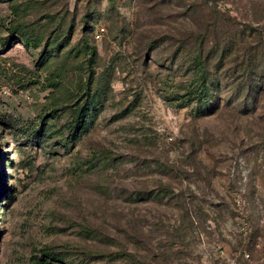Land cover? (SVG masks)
<instances>
[{
    "label": "rangeland",
    "instance_id": "374dc122",
    "mask_svg": "<svg viewBox=\"0 0 264 264\" xmlns=\"http://www.w3.org/2000/svg\"><path fill=\"white\" fill-rule=\"evenodd\" d=\"M262 9L0 0V264H264V82L244 105L211 49ZM203 45L221 90L198 116L175 97Z\"/></svg>",
    "mask_w": 264,
    "mask_h": 264
},
{
    "label": "trees",
    "instance_id": "16d2710c",
    "mask_svg": "<svg viewBox=\"0 0 264 264\" xmlns=\"http://www.w3.org/2000/svg\"><path fill=\"white\" fill-rule=\"evenodd\" d=\"M192 7V10L196 12L197 4L195 3ZM261 11L264 13V9ZM220 22L221 26L224 27L226 26L225 22L230 21L224 20ZM256 23L258 25L256 28L250 27L251 31L243 32L240 41H233L234 43L231 44L223 42L224 44L221 47L211 48L216 51L213 58H218V61L213 66L215 69L223 61L224 65H233L240 62L239 65L238 63L236 64L238 71L235 73H240V77L238 79L239 84L235 87L237 90L235 93L237 99L244 96V105L248 104L251 94L254 92L253 90L258 87L257 81L264 82V19ZM214 27L218 28V25ZM245 47L252 49L243 53ZM204 48H206L205 45L200 48L199 54H196L193 59L191 74L194 78L184 88V93H178L175 97V100L181 101L182 105L195 104V112L198 116L210 115L218 109L219 104L215 101V95L221 90V82L217 80L219 76L215 75L214 68L210 64L211 61L203 57ZM90 53L92 56L97 55L94 48H90ZM76 116V119L73 120V126H78L79 128L90 119L84 109L79 111ZM48 259L50 261H58L56 257H49ZM50 261H46L44 264H49Z\"/></svg>",
    "mask_w": 264,
    "mask_h": 264
}]
</instances>
